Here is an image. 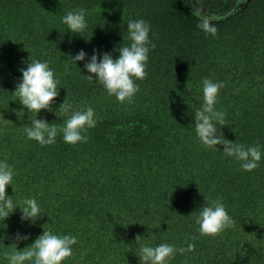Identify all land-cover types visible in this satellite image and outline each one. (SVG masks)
Returning a JSON list of instances; mask_svg holds the SVG:
<instances>
[{"label": "trees", "instance_id": "trees-1", "mask_svg": "<svg viewBox=\"0 0 264 264\" xmlns=\"http://www.w3.org/2000/svg\"><path fill=\"white\" fill-rule=\"evenodd\" d=\"M228 1L0 0V162L14 172L6 195L16 206L34 198L42 216L22 221L17 207L0 220V264H9L13 243L23 250L44 229L77 239L61 264H140L141 246L163 243L195 245L168 264H264V0L230 12ZM80 8L87 28L79 35L62 20ZM140 19L156 47L149 45L147 77L135 81L132 103L121 104L86 78L84 64L94 50L98 61L103 53L118 58L116 49L131 43L127 23ZM81 50L85 60L73 62ZM29 59L49 64L59 95L52 111L29 117L23 109L20 117L13 93ZM206 78L224 84L215 104L226 114V126L217 124L224 137L260 148L251 172L195 133ZM66 96L73 110L94 109L96 126L82 133L88 141L67 144L62 133L47 146L28 139L35 118L64 126L58 108ZM217 199L235 225L201 236V207ZM17 233L29 238L16 241Z\"/></svg>", "mask_w": 264, "mask_h": 264}, {"label": "clouds", "instance_id": "clouds-1", "mask_svg": "<svg viewBox=\"0 0 264 264\" xmlns=\"http://www.w3.org/2000/svg\"><path fill=\"white\" fill-rule=\"evenodd\" d=\"M62 22L67 25L68 30L73 34H81L87 28L85 20V10L80 8L76 11L68 12ZM203 30L212 35L216 34L214 27H209L207 23L203 25ZM129 33V46L116 49L119 52L118 58H113L109 53H103L102 59L98 61L96 50L90 57V61L84 64L87 70L88 80H96L106 89L109 96L121 103H132L133 97L139 91L136 80H144L147 77L146 66L148 62L149 45L155 49L156 45L149 40L150 25L144 20H129L127 23ZM82 36V35H81ZM86 53L81 50L74 57L73 62L83 61ZM22 79L16 84L14 95L22 105V109L17 112L18 116L24 115L23 109H27L30 114L37 115L41 110L52 111V104L59 95L57 88L58 81L54 77V72L47 62L30 60L26 68L20 69ZM95 76V79H94ZM224 87L222 82H213L211 79L203 80V104L201 109L194 114L195 133L206 149L220 150L217 145H223V152L229 157H235L242 162L241 167L248 172L259 166L261 151L259 146L247 147L235 144L226 139L220 126H226V114L215 109L219 90ZM58 110L62 115L68 116L62 128H57L53 123L49 124L45 120H31V126L25 127L28 139L37 141L41 146L52 145L56 142L58 133L63 134V140L67 144L86 143L88 136L82 133L87 129L96 126L94 119V109L88 107L86 110H73L72 104L67 96ZM71 113L69 116L68 114ZM56 114V113H55ZM14 172L7 162H0V220H6L14 210L19 207L21 210V220L31 221L33 224L41 218V210L34 198H25L20 206L14 205L12 196L6 195V187L12 185ZM196 223L199 225L201 236H211L215 238L224 230L234 227L235 221L220 199L208 201L199 212ZM28 236L20 233L16 234V241L27 240ZM140 235L135 237L138 243ZM77 243L73 236H58L50 230L43 231L35 241L23 250H17V244L11 246V254L5 253L9 264H61V262L73 255L72 246ZM195 245L189 244L187 248L176 249L174 245L166 243L156 247L141 246L138 258L140 264H168L175 257L176 252L184 254L186 251H193Z\"/></svg>", "mask_w": 264, "mask_h": 264}, {"label": "rangeland", "instance_id": "rangeland-1", "mask_svg": "<svg viewBox=\"0 0 264 264\" xmlns=\"http://www.w3.org/2000/svg\"><path fill=\"white\" fill-rule=\"evenodd\" d=\"M244 1L245 0H242V1L241 0H229L228 5L226 7L227 9L224 11L230 12L232 10H236L239 7L240 3L241 2L244 3ZM190 2H192V4H194L195 0H190ZM194 8H197V7H194Z\"/></svg>", "mask_w": 264, "mask_h": 264}, {"label": "flooded vegetation", "instance_id": "flooded-vegetation-1", "mask_svg": "<svg viewBox=\"0 0 264 264\" xmlns=\"http://www.w3.org/2000/svg\"><path fill=\"white\" fill-rule=\"evenodd\" d=\"M241 1H242V0H241ZM227 5H228V4H227ZM241 5H242V2L240 3L239 7H240ZM226 7H227V6H226ZM239 7H238V8H239ZM226 9H227V8H225V10H226Z\"/></svg>", "mask_w": 264, "mask_h": 264}]
</instances>
